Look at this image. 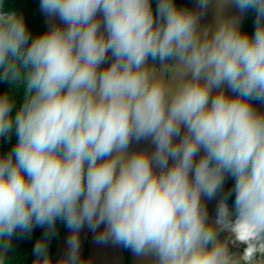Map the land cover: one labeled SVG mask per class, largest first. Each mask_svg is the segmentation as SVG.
<instances>
[{
	"label": "clouds",
	"instance_id": "clouds-1",
	"mask_svg": "<svg viewBox=\"0 0 264 264\" xmlns=\"http://www.w3.org/2000/svg\"><path fill=\"white\" fill-rule=\"evenodd\" d=\"M151 3L40 0L65 26L31 37L0 0V82L22 90L15 112L11 91L0 93V138L16 135L0 154V264H24L9 259L12 238L35 226L45 231L30 264H88L85 224L104 225L100 242L153 252L157 264H264V114L251 104L264 100V0H233L254 11L252 35L234 18L201 30L200 12L176 0H156L154 16ZM207 5L197 0L200 11ZM149 58L175 62L188 78L170 87ZM221 85L235 95H212ZM146 137L153 152H127ZM227 175L234 185L210 222L201 197L211 199ZM57 220L71 235L54 260Z\"/></svg>",
	"mask_w": 264,
	"mask_h": 264
},
{
	"label": "water",
	"instance_id": "water-1",
	"mask_svg": "<svg viewBox=\"0 0 264 264\" xmlns=\"http://www.w3.org/2000/svg\"><path fill=\"white\" fill-rule=\"evenodd\" d=\"M152 8V7H151ZM191 9L200 12V18L198 21V27L203 30L208 28L210 31L214 30L219 22L225 18L235 19L237 21L238 27L241 30L242 24L245 18L246 10L240 11L236 5L233 3V0H208L207 7L200 11L197 6V0H193ZM97 17L101 20L100 31H103V15L100 11L97 12ZM43 19L46 30L50 29L53 26L64 27V22L59 18L58 15H49L43 11ZM111 63V54H106L104 63L100 65V68L103 69L108 64ZM166 69L157 62H152L149 58L147 66L152 70L154 75L160 76L166 79L170 87H175L176 84L181 79L188 78L184 74L182 68L175 64V62H167ZM223 89L226 95L234 96L235 93L232 92L227 85H221L220 88H214L212 90V95H215L217 91ZM253 108L264 114V101H260L252 104ZM184 128L181 127V135H183ZM180 137H174V142ZM155 145L152 142L151 137L141 138L140 140L133 139L129 145L127 152L131 153L134 151H145L153 152ZM204 154V149L201 148L194 159H199L200 156ZM172 163L171 159L169 160V165ZM218 192L211 198L202 196V202L206 205L207 214L209 221H214L217 214V205L220 200ZM104 225H101L95 231L91 230L87 224H85L79 232L80 239V257L86 259L88 264H157V257L153 252H146L144 254H136L131 248H127V254L125 252V247L122 244H115L111 239H108L104 242H100L97 239V236L102 232ZM71 235V230L68 228L58 239L54 253L53 259H59L63 257L67 251V238ZM229 238V234L224 231H219L217 235L218 240H225ZM229 251L234 253L236 256L241 254L239 245L229 244Z\"/></svg>",
	"mask_w": 264,
	"mask_h": 264
},
{
	"label": "trees",
	"instance_id": "trees-1",
	"mask_svg": "<svg viewBox=\"0 0 264 264\" xmlns=\"http://www.w3.org/2000/svg\"><path fill=\"white\" fill-rule=\"evenodd\" d=\"M193 0H176L178 7L191 8ZM151 7L155 16L156 10V0H152ZM4 10L5 11H16L18 14L23 16L25 25L30 32V36L34 37L44 33L46 30L43 10L40 7V0H4ZM255 13L251 9L246 10L245 18L242 24V32H246L252 35L255 30ZM151 59V58H150ZM152 61V60H151ZM153 62V61H152ZM5 91H11L14 96V107L13 112L20 106L22 99V90L17 91L16 89H10L7 82H0V93ZM264 101V100H251V104ZM16 142V135L13 132L7 138H0V154H7ZM234 185V177L227 175L225 177L224 185L221 190L218 191L220 197H222L224 192L232 189ZM235 193L228 198V204L231 206L234 203ZM65 223L63 221L57 220L56 222V232L55 235L49 241L48 251L53 258L54 249L56 243L60 236L67 230ZM45 228L43 226H35L31 234H15L12 238V247L8 253L9 259L13 262L17 260H23L24 264H30L33 259V247L38 239H40L44 234ZM243 245H239L241 252L243 251ZM125 252L127 254V248L125 247Z\"/></svg>",
	"mask_w": 264,
	"mask_h": 264
},
{
	"label": "built area",
	"instance_id": "built-area-1",
	"mask_svg": "<svg viewBox=\"0 0 264 264\" xmlns=\"http://www.w3.org/2000/svg\"><path fill=\"white\" fill-rule=\"evenodd\" d=\"M164 66H166L167 64L164 62V63H162Z\"/></svg>",
	"mask_w": 264,
	"mask_h": 264
},
{
	"label": "rangeland",
	"instance_id": "rangeland-1",
	"mask_svg": "<svg viewBox=\"0 0 264 264\" xmlns=\"http://www.w3.org/2000/svg\"><path fill=\"white\" fill-rule=\"evenodd\" d=\"M154 70V68L152 69V71Z\"/></svg>",
	"mask_w": 264,
	"mask_h": 264
}]
</instances>
